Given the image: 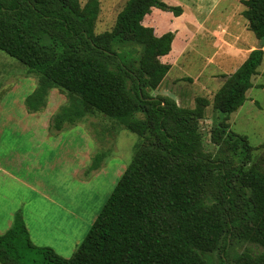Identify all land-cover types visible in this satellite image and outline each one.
<instances>
[{"label": "trees", "instance_id": "1", "mask_svg": "<svg viewBox=\"0 0 264 264\" xmlns=\"http://www.w3.org/2000/svg\"><path fill=\"white\" fill-rule=\"evenodd\" d=\"M240 1L261 46L215 96L224 118L213 139L244 156L245 164L227 168L203 153L199 121L208 100L190 110L153 95L171 70L161 59L175 33L158 37L144 20L153 9L180 17L181 6L129 0L113 30L96 34L99 0H0V50L38 78L25 100L30 113L42 112L60 89L68 103L52 119L58 132L98 112L146 142L71 258L35 246L19 212L0 234V264H264V172L249 166L253 147L227 124L264 62V0ZM102 161L97 156L90 171ZM246 242L261 252H237Z\"/></svg>", "mask_w": 264, "mask_h": 264}, {"label": "rangeland", "instance_id": "2", "mask_svg": "<svg viewBox=\"0 0 264 264\" xmlns=\"http://www.w3.org/2000/svg\"><path fill=\"white\" fill-rule=\"evenodd\" d=\"M88 1L80 0L82 6ZM128 1L99 0L96 34L113 30ZM164 2L181 6L186 17H175L174 22H170L168 12H164L165 16L155 12L148 17V21L152 20L161 28L160 31L167 29L166 33H175L176 41L172 52L161 59L171 70L153 95L174 98L181 107L190 110L198 106L199 98L208 100L204 118L199 121L203 153L225 163L227 168L241 166L245 164L241 148L234 150L230 143L220 145L213 139L216 125L224 118L215 110L214 100L250 52L260 48L261 41L250 31L240 0ZM219 24H225V30L220 36L214 35L213 29ZM252 82L247 101L230 115L227 124L234 134L247 137L253 147L249 166L264 172V62ZM37 85L38 78L27 66L0 50V157L7 160L3 165L12 171L16 192L25 196L32 194L29 188L18 184L20 179L70 206L81 224L78 238L84 241L136 150L146 142L98 112L58 132L52 127V119L67 105L68 93L51 90L46 108L30 113L25 100ZM99 155L103 158L100 168L90 171ZM208 194V199L212 200V189ZM246 250L254 254L261 252L258 246L248 242L236 247L239 253ZM212 256L217 262L219 256Z\"/></svg>", "mask_w": 264, "mask_h": 264}, {"label": "crops", "instance_id": "3", "mask_svg": "<svg viewBox=\"0 0 264 264\" xmlns=\"http://www.w3.org/2000/svg\"><path fill=\"white\" fill-rule=\"evenodd\" d=\"M161 11L153 9L151 14L157 12L164 15V11ZM166 15H168L170 22L176 20L172 13ZM149 16H146L144 25L150 19L148 18ZM185 17L186 13L184 9V13L179 19H185ZM197 25L202 27L200 24ZM147 27L154 28L155 34L158 37L167 32V29L160 31L161 28L152 23V20L148 21ZM225 27V24H219L217 28L213 29L214 35L220 36ZM175 42H173L172 49ZM5 151L7 152V149ZM6 161L5 157H0V234L6 233L13 226L15 216L20 212L23 215L30 238L35 246L49 247L64 258L73 256L78 246L83 242L80 237L78 238L77 231L80 230L81 224L79 223L77 213L71 211L70 206L57 202L49 194H43L36 190L33 185L26 184L25 181L20 179L17 180L18 184L29 188L32 194L25 196L16 192L12 184L14 181L12 171L3 165V162Z\"/></svg>", "mask_w": 264, "mask_h": 264}]
</instances>
